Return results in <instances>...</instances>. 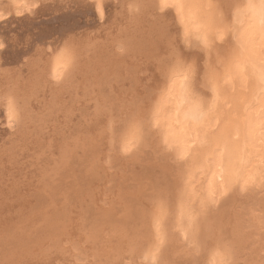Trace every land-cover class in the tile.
<instances>
[{
	"label": "rangeland",
	"instance_id": "1",
	"mask_svg": "<svg viewBox=\"0 0 264 264\" xmlns=\"http://www.w3.org/2000/svg\"><path fill=\"white\" fill-rule=\"evenodd\" d=\"M184 3L0 0L8 12L0 19V264L40 262L43 241L46 258L56 256L51 238L71 215L84 237L121 230L134 239L154 215L162 244L176 252L169 264H199L221 248L231 264H264V12L260 0ZM254 10L258 29L249 22ZM184 11L204 27V44L191 29L181 33ZM54 56L67 66L59 83L49 71ZM181 69L199 99L216 96L210 129L226 126L238 151L234 188L219 199L204 186L212 137L182 161L160 138L159 95ZM8 105L20 115L12 129Z\"/></svg>",
	"mask_w": 264,
	"mask_h": 264
},
{
	"label": "bare ground",
	"instance_id": "2",
	"mask_svg": "<svg viewBox=\"0 0 264 264\" xmlns=\"http://www.w3.org/2000/svg\"><path fill=\"white\" fill-rule=\"evenodd\" d=\"M184 1L185 0H158V3L160 6H165L169 4L172 6L176 5L175 7H177L184 3ZM28 6L29 4L23 5L21 7V10L25 11L29 8ZM185 10L192 9L191 7L187 6ZM5 11L6 12H3V10L0 11V19L8 14L7 10ZM9 11L12 12L10 9ZM193 15H195V13H191L188 11L183 12L182 20H180L181 33L186 38L189 34V30L191 29V35H193L195 41L197 43L204 44L207 32L203 29L204 27H200L199 29L198 22H196L198 20L195 21ZM261 16L262 14L260 12L258 13L257 11L255 12V10L250 13L251 19L249 22L252 24H256L257 27H254L255 29L263 27V24L261 23L263 21H261ZM63 65L61 63H56L54 67L50 68L49 71L52 77L55 76L57 79L63 77V74L65 73V69L67 67L66 66L64 68ZM186 70L182 71L181 69L180 72H175L171 74L166 79V85L163 89V92L160 93L161 95H159V97L162 98V102L165 106L161 110V112H164L163 115L166 117V119H164L163 121V126L165 127L163 128V130L160 131V138L162 139V142H165V144L172 149L176 160L182 161L183 158L189 155V153L196 145H200L201 147L207 146L208 143H206L205 140H208L209 137H212L210 140V147L213 146V148L211 152L210 163L208 165V174L204 186L208 196L211 199H219L228 189L232 187L234 188L233 182H236L237 176L239 174L238 163L236 160V155L238 154V151L236 150V147L232 143L230 138H228L226 126H223L219 131H214L210 129L211 124L214 122V120L216 121L220 115L219 112L217 114H214L213 116L209 114V112H211V110L214 108L216 96L212 94L210 96V99L206 102L204 101V99L201 100L202 97L201 99H199L196 93H194L190 88V83H192L190 80L191 74L190 71ZM185 76H187L186 80L184 79ZM213 87L214 86H211V89H213ZM5 104L7 105V103ZM2 112L4 117V124L8 129H12L19 123L20 115L17 118V111L14 109L13 106L8 105L3 109ZM214 125H217V123L215 122ZM130 146V142L124 143L122 145V149L127 150ZM153 216L154 215H152L151 218H147L146 226L148 227L145 226V228L141 229V232L143 233L142 236H140L139 239H134L133 235L129 233H123L121 230L116 231V233L112 236H106L101 238L100 236H98L97 231L93 230L89 232L90 234L88 236L84 237L85 232H83L82 230L75 231L74 228L71 227V225L73 224L72 222L74 220L70 218L73 217L71 215L68 218H64L59 223V225H64L65 227L62 229L59 228L60 230L55 233L56 235H54V237L51 238L55 242L57 240V255H50L51 257L46 258L47 250L49 249V247H47L46 245L47 241H43L41 243H37V247L35 249L37 251L40 250L41 255H43L42 259H40V262L37 260L38 262H30V264H169V261H171V258L173 259L174 254L176 252L167 249L162 244V239H165L164 237H166V235L160 233V229L158 228L159 219L156 218V216ZM102 218L104 220L107 219L105 215ZM89 222L91 223L92 221ZM96 222L97 223L95 224V226H100L101 223L99 221ZM82 229L86 228L83 226ZM180 235V241L182 243L181 247L184 249L186 248L185 251L190 250L191 247L189 249L188 246L191 245L187 246L189 241L186 242V240L184 239V233L182 232ZM200 236L201 235H199V237ZM72 237L74 239H77V243L74 242V239L69 240L68 243L70 244L68 245L67 243V246L65 245L66 247L64 248V242L68 239H72ZM193 240H195V238ZM114 241L115 243L117 242V245L113 243ZM121 241L122 244L120 243ZM128 241H130V243ZM190 242L192 241L190 240ZM107 243H109L110 245H108ZM142 243L146 245V248L141 247ZM195 243L193 245H195ZM202 244L201 246H203ZM89 248L91 249V252ZM197 249L198 248H196L195 250ZM207 249L210 251L209 248ZM198 251L201 250L199 249ZM212 253L211 256H209L205 260V262L201 261L199 262V264H219L221 254L216 253V251L215 254ZM191 255L193 256V254Z\"/></svg>",
	"mask_w": 264,
	"mask_h": 264
},
{
	"label": "clouds",
	"instance_id": "3",
	"mask_svg": "<svg viewBox=\"0 0 264 264\" xmlns=\"http://www.w3.org/2000/svg\"><path fill=\"white\" fill-rule=\"evenodd\" d=\"M124 49L123 47H118L117 48V52L119 53H123ZM59 55V53L57 54V56ZM56 61V57H53V63L55 64ZM53 79L55 80V82L59 83L60 81L53 76ZM19 117V112L17 111V118ZM220 254H221V259L219 261V264H231V259H230V253L228 252V250L226 248H221L220 250Z\"/></svg>",
	"mask_w": 264,
	"mask_h": 264
},
{
	"label": "snow or ice",
	"instance_id": "4",
	"mask_svg": "<svg viewBox=\"0 0 264 264\" xmlns=\"http://www.w3.org/2000/svg\"><path fill=\"white\" fill-rule=\"evenodd\" d=\"M249 6H251V4ZM260 7H261L262 12H264V0H260ZM184 79L186 80L187 76H185ZM262 79H264V78H262Z\"/></svg>",
	"mask_w": 264,
	"mask_h": 264
}]
</instances>
